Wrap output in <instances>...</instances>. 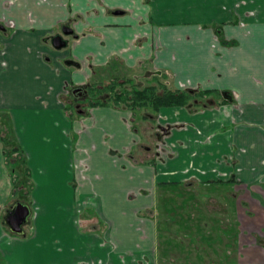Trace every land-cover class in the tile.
<instances>
[{
	"label": "crops",
	"instance_id": "crops-1",
	"mask_svg": "<svg viewBox=\"0 0 264 264\" xmlns=\"http://www.w3.org/2000/svg\"><path fill=\"white\" fill-rule=\"evenodd\" d=\"M64 25L78 36L58 50L52 38ZM114 59L164 71L177 89L231 91L236 103L162 108L160 124L181 128L164 138L172 156L148 163L134 152L129 111L94 107L57 121L69 86ZM10 110L39 184L32 235L9 234L0 141L2 264H264V0H0V114ZM158 182L195 183L215 201L228 191L218 205L232 215L226 241H198L221 250L201 255L196 244L194 260L179 263L160 252Z\"/></svg>",
	"mask_w": 264,
	"mask_h": 264
},
{
	"label": "rangeland",
	"instance_id": "rangeland-1",
	"mask_svg": "<svg viewBox=\"0 0 264 264\" xmlns=\"http://www.w3.org/2000/svg\"><path fill=\"white\" fill-rule=\"evenodd\" d=\"M71 38L72 37H69V46H67L68 48L70 47ZM64 49H66V48H63V50ZM71 59H73V58L71 57ZM111 64H112V66L119 67V64L118 63L116 64L113 61L111 62ZM71 69L76 70L75 67H72V66H71ZM120 69H122V68L120 67ZM140 69H142V68H140ZM104 70L107 73L105 71H102L101 72L102 74H100L101 79H105V80L107 79L108 80L111 78V76L116 74L114 72L115 70L113 67H110V68H107ZM144 71L145 70L142 69L141 73L131 74L130 70L125 69V70H122V72L118 71V73L116 75H117V77L120 76L121 79H125V78H129L130 76H134L133 78H135L136 80H139V78H140V81H142L144 79H147L146 76H142V75H144ZM80 72H82V71H80ZM108 73L110 74V76ZM82 74H83V76H81L78 81H76V80L74 81L75 86H76V84H81V83L84 84L85 82H89V81H92V79H94L92 76H89L86 73H82ZM135 79H133V80H135ZM153 80L154 79H151V81H153ZM144 82H146V81L145 80L142 81L141 84H144ZM73 86L74 85H71L70 87L73 88ZM93 92H94V90L91 88L90 89V96L93 95ZM69 100H70L69 95L68 96L66 95L64 97V99L61 101L63 104V110L61 111V116L57 118V121L60 123L61 126H64V122L66 124L67 121H72L75 118H78V116H79L78 113L76 112V110L73 109L69 105V103H68ZM8 113L11 116V120H12V124H13L14 113L12 110L8 111ZM137 126H138V130L140 132V136H139V143L137 145H135V147H134V152L138 156V159H143V157L148 158L149 157V154H147L148 152L150 154L151 153L155 154V152L157 150L156 147H157L158 139L156 136L157 130H156L155 124L151 120L140 119ZM12 127L14 129V124ZM71 136L74 138L73 140H76V136H75L74 132H71ZM77 138H78V136H77ZM18 139H19V137H18ZM19 142L22 145L20 139H19ZM22 147H23V145H22ZM144 148H147L149 150L144 151ZM27 156H28V154H27ZM28 163H29V157H28ZM31 172H32V178L35 182V188H36L37 184H39V183L37 182V180L33 174L32 168H31ZM192 185H194V186L192 187V189H189L188 196H190V198H193L192 203H194V205L192 207L191 204H189L186 209L185 208L183 209L181 206V200H182L181 197L183 195L185 196V194L182 192V190L180 191V189H176V191H178L177 195H176V192L173 193L172 191L171 192H168L165 190L162 191L161 189L158 191L160 198L157 199L158 200L157 205H160V207H161L160 212L158 209V219H157V223H158L160 230H161L160 238H159L160 252H163V254L166 255L167 257L168 256L173 257L175 263L185 262V261L190 262L191 260H194V254H198L195 251L196 244H199V249H200L199 254H201V255H205L207 253H210L211 251H213V248H215V250H217V251L221 250L222 247L219 245H217V246H212V245L206 246V244L204 243V246L202 247L201 243H199L198 241H202V240L206 241V240L210 239L207 242L211 243V244H214V242L216 241V238H219L218 242L226 241V236L223 235L225 233L223 231V229H225L224 227L227 226V222H228L227 217L228 216L230 218L232 217L230 212H228V214H226V213L220 214V212H219V210H222L221 206L218 207L219 203L223 202L224 195H226V197L228 195V193H227L228 191L225 190V188L220 187L216 191V195L213 194L214 197L217 196V201H215L214 199L211 200V193H209L207 196L205 194V192L207 190H209V188H203V187L195 186V183ZM35 188L32 191L30 199H27V201L30 202V204H31L30 206H31V210H32L30 222L25 227V231H26V234L28 236L32 235V232H33L32 231L33 221H34L33 215L35 213L34 212L33 195L35 193ZM190 193H192L193 195H190ZM217 193H218V195H217ZM173 194H175L174 195L175 200H176L175 203H173V201H171L169 198ZM207 197H210V198H207ZM18 199L24 201V199H22L21 197H19ZM45 200H48L50 202L51 201L57 202L58 199L53 200V199L48 198ZM15 201H16L15 198L11 199V202H12L11 204H13ZM63 202H64V200H63ZM196 202H198L201 206L199 211H197L195 208ZM204 202H206V205ZM212 207H214V208H212ZM214 211H216V212H214ZM87 213L89 214V216H91L93 218H97V221H98L99 217H98V214L94 211V209L89 208L88 211H86V214ZM191 214L193 215V218H192ZM182 216L185 220L182 218ZM215 216H217V217H215ZM3 217H4V215H3ZM194 217H196V218H194ZM196 219H198V220H196ZM195 224H197V225H195ZM101 229H102L101 231L99 230L97 232H99L98 234L103 235L106 229L104 226H101ZM232 231L233 230H230L227 233L229 235H231ZM8 233L11 235H14L11 231H9ZM211 236H214V237H211Z\"/></svg>",
	"mask_w": 264,
	"mask_h": 264
},
{
	"label": "trees",
	"instance_id": "trees-1",
	"mask_svg": "<svg viewBox=\"0 0 264 264\" xmlns=\"http://www.w3.org/2000/svg\"><path fill=\"white\" fill-rule=\"evenodd\" d=\"M110 67H113L115 71L117 69L112 64L102 69ZM155 73L152 77H148L144 84L130 77L121 79L117 75H113L108 80L95 81V84L91 87L94 90L93 97L95 99L90 103V106H107L119 111H130L133 129L136 130L140 119H155L163 107H185L191 112H195L201 108L234 102L231 92L177 89L169 84L167 81L168 75L164 71H156ZM151 79L154 80L151 81ZM12 126L10 114L8 111L7 113L3 111L0 114V141L3 145L5 165L11 178V195L15 200H19L18 198L21 197L24 199V201H21L30 204L27 199L31 197L35 182L32 178L26 151L20 144ZM160 189L162 191L176 192L177 195L178 191L176 189L183 191L186 189V184L181 182H161L158 184V190ZM174 195L169 197L173 203L176 201ZM157 197L158 199L160 198L159 192ZM0 264H2L1 258Z\"/></svg>",
	"mask_w": 264,
	"mask_h": 264
},
{
	"label": "flooded vegetation",
	"instance_id": "flooded-vegetation-1",
	"mask_svg": "<svg viewBox=\"0 0 264 264\" xmlns=\"http://www.w3.org/2000/svg\"><path fill=\"white\" fill-rule=\"evenodd\" d=\"M65 26H69L72 30H73V33L72 34H68V35H64L63 34V27H65ZM62 28H61V30H60V32L59 33H57V34H61V35H63V37L67 40V46H69V37H77L78 36V34H76L75 33V30L73 29V27H71L70 25H64ZM56 34V35H57ZM54 37V36H53ZM53 39V38H52ZM53 45V44H52ZM67 46L66 47H64V48H67ZM54 47V46H53ZM55 48V47H54ZM55 49H57V48H55ZM63 48H61V49H58V50H62ZM113 62H115L116 64L118 63L119 64V67H116L117 69H116V71H114L116 74H117V72L118 71H121L122 72V70H130V69H127V68H125V67H123V65L120 63V62H117V60H115L114 59V61ZM65 63H66V65H68V66H72V67H80V63L78 62V61H76V60H74V59H71V58H68V59H66V61H65ZM109 64H111V63H108L107 65H104V67H107ZM104 67H93V69H92V74H91V76L94 78V79H92V81H89V82H86V83H84V84H78V85H74L73 86V88L72 87H70L69 86V90H68V93H67V96L69 95V97H70V100H69V105L73 108V109H75L76 110V112L78 113V118H82L84 115H86V114H88L89 112H90V109L91 108H94V107H91L90 106V103H92L93 101H94V97H93V95L92 96H90V89H91V87L93 86V84H95V81H101V80H105V79H101V77H100V74H102L101 72L102 71H104L102 68H104ZM120 67L122 68V69H120ZM144 69V68H143ZM131 72V74H135V73H141L142 72V69H138V70H130ZM156 71H150V70H145L144 71V75H142V76H146L147 77V79H148V77H152L153 75H155L156 73H155ZM105 73V72H104ZM107 73V72H106ZM166 73V72H165ZM109 74V73H108ZM115 74V75H116ZM167 75H168V79H167V81L169 82V84H170V76H169V74L168 73H166ZM150 75V76H149ZM109 76H110V74H109ZM111 77H113V76H111ZM134 76H130V78H132V79H135V78H133ZM147 79H144L145 81L147 80ZM107 80V79H106ZM144 80H142V81H144ZM135 81H140V78H139V80H136L135 79ZM142 81H140V82H142ZM171 85V84H170ZM72 89V90H71ZM184 89H192V90H198V89H202V90H219V89H203V88H200V87H198V88H184ZM220 91H223V92H231V91H224V90H220ZM232 93V95H233V97H234V102L233 103H227V104H223V105H234L235 103H236V96H235V94L233 93V92H231ZM223 95H225V94H223ZM221 97H223V96H221ZM223 105H218V106H223ZM218 106H214V107H218ZM98 107H103V106H98ZM107 107V106H106ZM163 108H170V107H163ZM182 108H185V107H182ZM209 108H213V107H209ZM162 109V108H161ZM161 109H160V111H161ZM185 109H187V108H185ZM205 110V109H208V108H201L200 110ZM188 110V109H187ZM200 110H198V111H195V112H192V113H196V112H199ZM160 111H159V113H158V116L154 119V118H151V119H148V120H151V121H153L154 122V124H155V127H156V130H157V133H156V136H157V139H158V142H157V147H156V152H155V154L154 153H151V154H149V152L147 153V154H149V157L147 158L148 159V163H156V160H163V158H165L166 156H168V157H171L172 156V154H169V152H168V149H167V147H166V142L164 141V138L165 137H167V135L169 134V132H171V130L172 129H174V128H181V125H174V127L172 126V125H162V124H160V122H159V114H160ZM189 112H191L190 110H188ZM130 112V111H129ZM130 114H131V112H130ZM130 121H131V124H132V129H133V122H132V116L130 117ZM138 125V124H137ZM184 126H188V124L187 123H184ZM133 131L138 135V137L140 136V132H139V130H138V126H137V128H136V130H134L133 129ZM149 149H147V148H144V151H148ZM146 159V160H147ZM234 177H235V175H232V178L231 179H233V180H231L230 179V181H234ZM209 182H213V181H209ZM216 183H217V181H215ZM159 183H161V182H158V184ZM182 183V182H181ZM158 184H157V194H156V196L158 195ZM184 184V183H183ZM194 185H192V184H186V189L184 190V191H182L184 194H185V196L183 195L182 197H181V206H182V208L184 209H186L187 208V206L189 205V204H191V206L193 207V205H194V203H192L193 201H192V199L193 198H190V196H188V193H189V189H192V187H193ZM190 195H193L192 193H190ZM190 198V199H189ZM158 199V198H157ZM158 201V200H157ZM197 203V202H196ZM12 205V204H11ZM10 205V206H11ZM10 208V207H9ZM8 208V209H9ZM196 208V207H195ZM7 209V210H8ZM157 209H159V212H160V209H161V207H160V205H157ZM6 214V213H5ZM192 215V214H191ZM182 218H183V216H182ZM192 218H193V215H192ZM184 219V218H183Z\"/></svg>",
	"mask_w": 264,
	"mask_h": 264
},
{
	"label": "water",
	"instance_id": "water-1",
	"mask_svg": "<svg viewBox=\"0 0 264 264\" xmlns=\"http://www.w3.org/2000/svg\"><path fill=\"white\" fill-rule=\"evenodd\" d=\"M73 30L69 26L63 27V34H72ZM52 44L55 48L61 49L67 46V40L61 34H57L52 39ZM30 204L21 200H16L4 215V224L8 229L17 235L25 236V227L30 222L31 217Z\"/></svg>",
	"mask_w": 264,
	"mask_h": 264
}]
</instances>
